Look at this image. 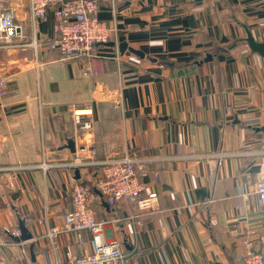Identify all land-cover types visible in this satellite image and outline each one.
Listing matches in <instances>:
<instances>
[{
  "label": "crops",
  "instance_id": "1",
  "mask_svg": "<svg viewBox=\"0 0 264 264\" xmlns=\"http://www.w3.org/2000/svg\"><path fill=\"white\" fill-rule=\"evenodd\" d=\"M15 3L18 38L34 33L42 44L35 60L30 50H11L0 165L65 161L70 141L93 159H147L142 179L158 200L142 225L126 218L132 203H94L97 218L108 220L104 240L119 242L125 264H242L263 246L253 151L264 143V56L245 37L264 41V0L100 1L98 16L115 39L73 58L47 46L52 11L33 25L26 2ZM120 42L142 55L120 51ZM0 63L9 69L1 55ZM75 103L93 109L86 130L74 125ZM87 170L94 168L78 169L80 179ZM71 176L62 167L16 171L11 187L0 172V229L22 219L32 235L3 247L13 264H68L92 250L86 231L81 243L62 234L56 248L44 235L70 207Z\"/></svg>",
  "mask_w": 264,
  "mask_h": 264
},
{
  "label": "built area",
  "instance_id": "2",
  "mask_svg": "<svg viewBox=\"0 0 264 264\" xmlns=\"http://www.w3.org/2000/svg\"><path fill=\"white\" fill-rule=\"evenodd\" d=\"M27 4L31 23L45 18L52 11V37L47 42L50 50L57 51L66 58L89 56L98 44L114 40L115 29L106 20L98 16L100 1L113 0H24ZM14 0H0V55L8 59L7 66L0 63V97L7 92V80L11 68V50H30L33 59L42 44L33 33L31 39L22 34V27L15 21ZM32 58L30 61L33 60ZM22 66V65H16ZM71 117L77 129L86 130L91 126L93 109L86 103L70 106ZM258 170L253 180V192L259 203L264 206V143L257 151ZM147 159L124 155L93 159L88 154V147L79 146L65 161L53 162L45 159L32 164L0 165V172L6 176L8 184L13 187V175L17 171L40 169L48 171L52 167H62L71 173L69 183L70 207L61 215L60 225H49L45 237L53 248L64 233H74L77 242H82V232L91 236L92 250L82 249L81 254L69 259L68 264H125L127 255L115 239L106 241L103 229L108 220L98 219L94 203L104 200L114 206L122 202L132 203L136 211L126 218L142 225V217L157 204V193L148 190L142 177L146 175ZM93 167L92 174L87 171V178H76L75 168ZM20 230L17 224L0 229V264H13L3 251V247L17 238ZM242 264H264L263 246L258 250L249 249L242 258Z\"/></svg>",
  "mask_w": 264,
  "mask_h": 264
},
{
  "label": "water",
  "instance_id": "3",
  "mask_svg": "<svg viewBox=\"0 0 264 264\" xmlns=\"http://www.w3.org/2000/svg\"><path fill=\"white\" fill-rule=\"evenodd\" d=\"M245 40L246 42L248 43L249 47L259 53L261 56H264V41H256L253 36L251 35V33L249 31H247L246 33V37H245ZM118 48L120 51H123L125 50L126 48H128L130 51H132L133 53L137 54V55H142V52L140 50H137V49H133L131 47H128L127 46V43L126 42H120L119 45H118ZM259 130H261L263 133H264V125L263 126H260L258 128ZM70 146H71V149H72V152H74L75 150V147L73 145V142L70 141L69 142ZM82 146V145H80ZM74 173H75V177L78 178L79 177V174H78V168H75L74 170ZM18 228L20 230V234L19 236L17 237V239L19 240H23V241H27L29 239H31L32 235L31 233L27 230L25 224H24V221L22 219H19L18 220ZM32 245H30L31 247Z\"/></svg>",
  "mask_w": 264,
  "mask_h": 264
},
{
  "label": "trees",
  "instance_id": "4",
  "mask_svg": "<svg viewBox=\"0 0 264 264\" xmlns=\"http://www.w3.org/2000/svg\"><path fill=\"white\" fill-rule=\"evenodd\" d=\"M89 169V168H88ZM88 171V170H87ZM89 172V171H88ZM80 178V177H79Z\"/></svg>",
  "mask_w": 264,
  "mask_h": 264
}]
</instances>
